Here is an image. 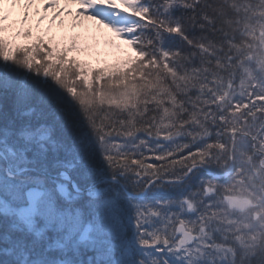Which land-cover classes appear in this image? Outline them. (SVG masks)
Instances as JSON below:
<instances>
[{
	"label": "snow or ice",
	"instance_id": "obj_1",
	"mask_svg": "<svg viewBox=\"0 0 264 264\" xmlns=\"http://www.w3.org/2000/svg\"><path fill=\"white\" fill-rule=\"evenodd\" d=\"M256 178L264 0H0V264H264Z\"/></svg>",
	"mask_w": 264,
	"mask_h": 264
},
{
	"label": "trees",
	"instance_id": "obj_2",
	"mask_svg": "<svg viewBox=\"0 0 264 264\" xmlns=\"http://www.w3.org/2000/svg\"><path fill=\"white\" fill-rule=\"evenodd\" d=\"M198 34V33H197ZM65 119L69 122V124H73L78 118L74 114V110L69 109L65 112ZM242 157H238L237 163H241ZM245 168H247V165H243ZM248 172L251 173V169H248ZM195 181H192V186L195 187ZM239 187V186H238ZM248 192L244 193L245 196L248 195V193H251L250 197V203L254 205V207H251L252 211H260L264 213V185L261 184L260 179L256 178L252 181L248 182ZM234 195L237 193H233Z\"/></svg>",
	"mask_w": 264,
	"mask_h": 264
},
{
	"label": "rangeland",
	"instance_id": "obj_3",
	"mask_svg": "<svg viewBox=\"0 0 264 264\" xmlns=\"http://www.w3.org/2000/svg\"><path fill=\"white\" fill-rule=\"evenodd\" d=\"M85 23L88 24L89 22H85ZM251 207H254V205L250 203L249 206L247 208H245L243 211H240L239 209H237L236 215L242 219H247V220H251V221L264 219V213L257 211V210L252 211Z\"/></svg>",
	"mask_w": 264,
	"mask_h": 264
}]
</instances>
